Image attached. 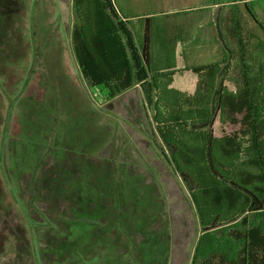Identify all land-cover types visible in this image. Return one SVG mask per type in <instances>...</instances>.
<instances>
[{
    "label": "rangeland",
    "instance_id": "1",
    "mask_svg": "<svg viewBox=\"0 0 264 264\" xmlns=\"http://www.w3.org/2000/svg\"><path fill=\"white\" fill-rule=\"evenodd\" d=\"M133 1V9L138 13L174 12L183 6L177 0ZM189 1L197 5L204 4L206 0ZM228 8L236 10L234 6ZM239 9L245 11L243 5ZM211 10L213 13L221 11ZM253 10L255 16L264 19L263 9L256 5ZM197 13L201 17H208L210 12L202 10ZM166 19L174 21L177 18L172 15L160 18L159 21ZM73 23L72 0H0V45H5L9 38H13L15 44L12 43V46L16 47L12 48L15 55L11 57L5 55V46H0V264H94L90 258L94 255V249L88 248L92 243L89 242L85 228L96 221L76 219L71 210L74 202L71 186L73 179L77 178L73 173L76 169L72 164L73 158L67 159L70 170L64 176L58 168L56 171L53 169L56 165L55 155L49 148L67 156L77 154V157L81 156V151L74 149V146L67 148L63 144L53 145L52 142L50 145L49 135L44 134L48 127L46 122L51 118L49 116L54 114L53 109L59 107V99L63 107H72L69 111L71 115L78 117L79 126L71 129L67 139H75L79 143L85 138L88 146L92 147L93 154L88 153L81 163L76 160L82 170H86L84 174L87 178L84 179L93 178L97 166L101 164L99 170L103 171L104 182L108 184L101 194L107 209L105 217L98 222L100 227L105 229L117 216L114 208L117 188L114 183L126 188L124 196L128 206L131 204L134 208L138 201L129 193L126 185L134 188L150 186L151 198L147 196L145 200H152L149 205L151 210L146 208V203L138 208L140 211L137 209V215L144 217V232L150 227L161 234V244L158 246L163 250L159 253L165 252L163 258H152L151 264H191L202 230L199 216L174 165L162 154L159 140L154 135L157 130L154 112L146 104L145 96L138 86L109 100L102 90L91 89L86 85L72 50ZM250 24L249 21L247 25ZM129 25L136 26L135 29L142 26L132 22ZM156 27L158 32L153 45L154 65L165 70L174 68L172 76H169L171 80L168 89L184 90L180 92L190 98L198 92L202 82L195 83L193 74L184 71L221 58L214 34L206 32L208 40H167L164 38L166 34L159 29L169 27L175 30L177 25L157 23ZM205 27L208 28V25ZM133 36L140 47L142 35L136 31ZM171 36L175 37L176 33ZM195 36L199 38V34L195 33ZM35 51L40 56L37 53L38 57H35ZM165 72L170 73L168 70ZM234 77L235 72L231 78ZM263 84L261 82L262 89ZM241 86L228 88L231 92H237ZM37 99L46 103L39 108L40 102ZM161 105L164 111L204 108L198 102L191 106L183 103L179 108L171 99ZM233 119V115L223 112L217 116L213 125L214 135L220 138L231 131H237L239 126L234 124ZM64 127L66 123L61 129ZM45 175L49 183L42 187L39 180ZM63 177H74L71 186L69 183H60ZM55 180L59 185L52 184ZM151 213L156 216L153 217ZM150 222L151 225L147 227ZM135 225L134 219L132 224L125 223L124 226L132 236L125 231V234L121 232L113 249L114 264H139L142 261L138 246L143 239L146 245L148 242ZM68 229L81 231L74 238L77 244H68L71 247L78 246L81 250L85 246L89 262L80 259L75 250L65 245L58 253L60 260L52 258L51 249L55 242L53 235L58 230L63 233ZM155 233V230L149 232L147 237L151 239L150 235ZM16 235H24L22 238L26 245L20 251L13 245L18 243L17 237L13 239ZM140 248L142 253L149 251L143 243ZM111 256L105 254L107 261Z\"/></svg>",
    "mask_w": 264,
    "mask_h": 264
},
{
    "label": "trees",
    "instance_id": "2",
    "mask_svg": "<svg viewBox=\"0 0 264 264\" xmlns=\"http://www.w3.org/2000/svg\"><path fill=\"white\" fill-rule=\"evenodd\" d=\"M114 3L115 0H72V50L84 82L91 89L102 90L109 100L140 86L146 104L152 108L157 121L154 135L159 140L162 154L174 165L199 216L202 230L191 264H264V188L255 183L257 179L264 181V89L261 85L264 82V19H257L253 7L245 6L246 12L240 14L237 13L240 9L234 6L236 10L232 11V19L220 25L218 42L221 60L187 69L195 73L205 71L204 75L208 76L207 80L201 81V89L198 87L201 92L198 90L189 98L180 91L168 89L171 80L169 76H172L174 68L165 70L154 65L152 19H144L143 38L139 47L126 21L118 16ZM249 18L251 24L247 25L245 21ZM12 41L13 38H9L5 45L1 44L5 46L6 56L15 55L12 52L15 47ZM41 48L43 50V45ZM37 53L35 51V57L40 56ZM167 70L170 73L165 72ZM229 70H232V74L236 73L233 78L235 87L242 85L237 92L229 91L224 84L226 76H232ZM169 99L172 103L176 102L179 108L183 103L191 106L196 102L204 108L164 111L161 103H167ZM38 101L39 108L46 103L44 100ZM57 105L59 107L53 109L54 114L46 122L48 127L44 134L49 135L53 145L63 144L67 148L74 146V149L81 151V156L77 157V154L67 156L49 148L55 155L56 165L53 169L56 171L58 168L64 176L70 170L67 159L73 158L72 164L76 167L73 173L77 178L73 179L72 186L71 180L74 177H63L59 181L71 186L73 216L76 219L96 221L85 228L89 242L92 243L88 248L94 249V255L90 257L94 264H114L116 240L124 231L132 236L124 225L132 224L133 219L137 230L146 236L148 242L146 245L143 239L138 246V254H142L140 263L151 264L152 258H163L165 252L159 253L163 249L158 246L161 244V234L154 229L155 235L148 238L149 232L154 231L149 227L152 222L147 226L149 230L144 232V217L137 215L138 208L146 203L148 208L152 204V200H145L150 196V186L134 188L126 185L129 193L138 201L134 208L131 204L128 206L124 196L126 188L114 183L117 188L114 201L117 216L105 229L100 227L98 222L105 217L107 209L101 194L108 186L104 182L103 171L99 170L101 164L97 166L93 178L84 179L87 178L84 174L86 170H82L80 163L88 153L93 154L92 147L88 146L85 138L79 143L75 139L68 140L71 129L79 126L78 117L71 115L69 111L72 107H63L60 99ZM222 112L233 115V122L239 127L237 131L218 138L213 133V125ZM65 123L66 127L62 130ZM217 154H220L219 157ZM248 166L254 170L250 172ZM257 168L260 169L259 176L255 172ZM249 181L251 186L247 185ZM1 183L0 177V186ZM39 183L43 187L49 183L48 177L45 175ZM52 184L59 185L57 180ZM83 190L86 193L83 194ZM126 213L129 215L127 218ZM151 215L156 216L154 213ZM79 232L68 229L61 233L58 230L53 235L56 243L51 254L54 260H60L58 253L62 251L63 245L70 248L71 244L68 243L77 244L74 238ZM23 236L13 237L18 239V243L13 245L19 251L26 245ZM142 243L148 252L146 250L142 253ZM75 245L71 248L77 256L89 262L86 247L81 250ZM107 253L112 255L109 261L105 258Z\"/></svg>",
    "mask_w": 264,
    "mask_h": 264
},
{
    "label": "crops",
    "instance_id": "3",
    "mask_svg": "<svg viewBox=\"0 0 264 264\" xmlns=\"http://www.w3.org/2000/svg\"><path fill=\"white\" fill-rule=\"evenodd\" d=\"M179 2L180 8H177V10H174V12L171 11H167V12H151V11H146V12H142V13H138L135 12V10L133 9V3H135L133 0L125 1H119L114 3V8L118 14V16L123 20L126 21L127 26L130 30V32L134 35L136 31L139 32V34L142 35L143 38V22L144 19L147 17H150L152 19V22L154 24L153 26V38L155 39L157 32H158V27H156L157 23L160 24H176L177 27L175 30H173L172 28L166 27V28H162L159 30H163L162 32H164L166 35L164 36L165 39L169 40L171 38L176 39V40H180V41H185V40H202V39H206L208 40V38L205 36V33L207 32L209 35L213 32L214 34V39L217 41L216 44H218L219 47V38H220V25L225 23V22H229L230 19H232L233 13L231 10H229V6H236L237 8L240 7L243 8L245 6L248 7H253L255 8V6L257 5L258 7H260L261 9H263L264 12V0H229L226 2V0H206L204 4H197L194 5L192 4L189 0H177ZM118 3V4H117ZM211 9H220L221 11L218 13H213ZM224 9V11H223ZM202 10H208L209 16L208 17H201L200 12ZM125 13V14H124ZM237 13H242V10L240 9V12L237 10ZM244 13V12H243ZM175 15L176 16V20L171 21V20H164V21H159L160 18L163 17H167V16H172ZM243 16V15H242ZM258 17V16H257ZM257 19H263L261 17H258ZM245 20V18H244ZM250 18L245 22H249ZM129 22H132L134 24H141L142 26L137 27L135 29L136 26L131 27L129 25ZM192 25V27H191ZM205 25H208V28L205 27ZM160 28V27H159ZM172 33H176V36L173 37L171 36ZM195 33L199 34V38L195 36ZM134 37V36H133ZM210 40V39H209ZM199 46L202 48V45L199 44ZM220 50V47H219ZM221 55V53H220ZM221 57V56H220ZM221 58L218 60L220 61ZM218 61H210L207 62L205 64H200L195 67H202L205 65H209L212 63H216ZM78 66V65H77ZM184 72H191L194 78L195 83L197 81H203V80H207L208 76L204 75L205 71H202L200 73H195L192 72L191 70H187L185 69ZM229 73L231 74V70H229ZM232 80L234 81V79L231 78V76H226L225 82L224 84L226 86H235L234 84H232ZM234 83V82H233ZM139 88L140 86L137 85ZM179 90V89H178ZM181 92H185L184 90H179ZM249 170V169H248ZM252 168H250V172H252ZM243 172V170H241ZM255 172L258 174V176L261 174L260 173V169H256ZM256 185H258V187H263L264 188V181H261L259 179H257V181L255 182ZM251 183L250 181L247 183V185ZM262 191V190H261ZM264 193V189L262 191V194ZM262 197H264V195H262Z\"/></svg>",
    "mask_w": 264,
    "mask_h": 264
}]
</instances>
